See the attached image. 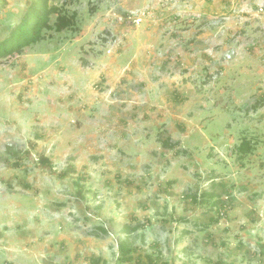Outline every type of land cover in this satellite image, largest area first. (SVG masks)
Wrapping results in <instances>:
<instances>
[{
  "label": "rangeland",
  "instance_id": "374dc122",
  "mask_svg": "<svg viewBox=\"0 0 264 264\" xmlns=\"http://www.w3.org/2000/svg\"><path fill=\"white\" fill-rule=\"evenodd\" d=\"M3 1L0 40L31 0ZM64 3L0 58V264H264V0Z\"/></svg>",
  "mask_w": 264,
  "mask_h": 264
},
{
  "label": "trees",
  "instance_id": "16d2710c",
  "mask_svg": "<svg viewBox=\"0 0 264 264\" xmlns=\"http://www.w3.org/2000/svg\"><path fill=\"white\" fill-rule=\"evenodd\" d=\"M52 0H31L27 8L22 14L17 17L16 23L6 38L0 40V58H6L8 56L19 54L25 48L35 45L45 38L47 32L53 30L55 32H61L62 30H73L75 26L76 15L69 14L68 10L62 6H65V0H62V6H55L50 4ZM0 3H4L0 0ZM3 6V4L1 5ZM52 18L54 21L52 22ZM166 145V142L163 143ZM252 147L248 143H242L239 147V157L249 154ZM221 185H219L220 187ZM217 196L212 193H203L197 199L196 195L192 196V201L198 206H206L209 203L213 206L221 203L219 199L211 198ZM214 221V219H211ZM137 226L130 227L124 225L121 228V233L124 235H131L136 231ZM101 232L106 233V230L101 228ZM119 247V261L131 262L132 252L134 249L130 244L125 241H121ZM147 264H154V259L150 255H146ZM97 264L100 260H93Z\"/></svg>",
  "mask_w": 264,
  "mask_h": 264
},
{
  "label": "clouds",
  "instance_id": "9594fccd",
  "mask_svg": "<svg viewBox=\"0 0 264 264\" xmlns=\"http://www.w3.org/2000/svg\"><path fill=\"white\" fill-rule=\"evenodd\" d=\"M247 137V136H246ZM245 137V138H246ZM242 143H248V144H250V146L252 147V150H251V152L250 153H252L253 152V148L255 147V143H253L252 142V140H249V139H244L243 138V141H241ZM241 143V144H242ZM252 143V144H251ZM240 144V145H241ZM240 145L238 146V154H235V158H236V161H240L241 163L243 162V158L246 156H243L242 158H240L239 156V147H240ZM248 155V154H247ZM217 165H219V163H216ZM216 179L217 178H212L211 180H215L216 181ZM218 182H220V181H218ZM212 183V185H211V187H212V189L214 188V186H216V185H218V184H223V183ZM222 186V185H221ZM220 186V187H221ZM217 196H220V195H217ZM220 202L221 203H219V204H217V205H215V206H213V205H211L210 203L208 204V205H206V206H204V207H207L206 209L208 210H211L212 208H213V210L215 209L217 212H216V214H215V218H214V221H213V223H217L218 222V219L220 218V216H223V213H222V211L225 209H220L219 208V206L221 205V207H225V204H224V202H222L221 200H220ZM212 211V210H211ZM210 212V211H209ZM220 213V214H219ZM213 219V218H212ZM210 222H212V221H208V223H210ZM104 229V228H103ZM106 230V229H105ZM109 234H111L110 232H109ZM126 236H128V235H124L123 233H121V238H123L122 240H120L119 241V243L121 242V241H125L126 243H127V241L125 240L127 237ZM119 243L117 244V248H118V255H119V247H118V245H119ZM97 259H99L100 261L97 263V264H100V262H102V259H100V258H95V259H92V261H91V263L92 264H95V261H93V260H97ZM120 262V261H119ZM121 263V262H120ZM122 263H125V262H122Z\"/></svg>",
  "mask_w": 264,
  "mask_h": 264
}]
</instances>
